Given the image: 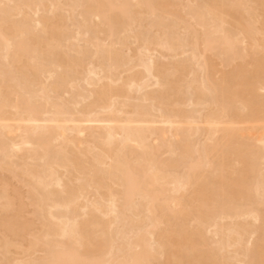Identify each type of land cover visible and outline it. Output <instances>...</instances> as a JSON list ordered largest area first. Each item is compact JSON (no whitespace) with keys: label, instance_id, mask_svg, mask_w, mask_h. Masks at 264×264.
Returning a JSON list of instances; mask_svg holds the SVG:
<instances>
[{"label":"bare ground","instance_id":"1","mask_svg":"<svg viewBox=\"0 0 264 264\" xmlns=\"http://www.w3.org/2000/svg\"><path fill=\"white\" fill-rule=\"evenodd\" d=\"M61 1L0 0V264H264V0Z\"/></svg>","mask_w":264,"mask_h":264},{"label":"rangeland","instance_id":"2","mask_svg":"<svg viewBox=\"0 0 264 264\" xmlns=\"http://www.w3.org/2000/svg\"><path fill=\"white\" fill-rule=\"evenodd\" d=\"M61 2H63V0H62ZM91 20H92V19H91ZM91 20H90V22L88 21L89 26H91V25H90V23L92 22ZM95 20H96V19H95ZM96 22H98V21H96ZM92 23L94 24L95 21L92 22ZM94 25H95V24H94ZM92 26H93V25H92ZM154 31H155V30H154ZM154 31H153V32H154ZM155 32H156V31H155ZM179 33H180V32H179ZM75 35H76V34H75ZM152 35H153V34L150 33L149 36L151 37ZM153 37H156V36H153ZM81 46H82V44H81ZM131 46H133V45H131ZM77 47H78V46H77ZM133 47H134V46H133ZM133 47H132V48H133ZM133 49H134V48H133ZM156 52H157V53H156ZM156 52H155V53L152 52V54H153L152 56H153V57H155V56L157 57L156 61H158V64L160 63L161 65H162V64L164 65L165 62H164V63H162V62H163V61H166V60H164V59L161 58L163 55H161V53L158 54V51H156ZM135 53H136V52H135ZM126 54H127V53H126ZM143 54L145 55L146 52H143ZM143 54H142V55H143ZM156 54H158V55H156ZM159 55H161V57H160ZM156 57H155V58H156ZM158 57H159V59H158ZM163 58H164V57H163ZM179 58H181V57L179 56L178 59H179ZM182 58L185 59L186 57H184V56L182 55ZM153 59H154V58H153ZM171 59H172V60H171ZM171 59L169 58V61L171 60V61L173 62V61L175 60V61L177 62V58H174V59L171 58ZM159 60H160V61H159ZM162 60H163V61H162ZM179 60H180V59H179ZM181 60H182V59H181ZM181 60H180V61H181ZM86 61H87V62H86ZM86 61H85V64H88V59H87ZM161 61H162V62H161ZM167 61H168V59H167ZM167 61H166V63H167ZM182 61H183V60H182ZM169 64H170V63H169ZM171 64H175V62H173V63H171ZM167 65H168V64H167ZM84 67H86V65H84ZM86 68H87V67H86ZM139 69H140V68H139ZM136 70H137V69H136ZM135 72H137V71H135ZM139 74H140V73H139ZM124 75H125V74H124ZM124 75H123V76H124ZM141 75H142V74H141ZM141 75H140V76H141ZM141 77H143V76H141ZM199 78H200V77H199ZM84 86H85V85H84ZM150 89H151V88H150ZM153 89H154V88H153ZM149 91H150V90H149ZM132 94H133V92H132ZM130 95H131V94H130ZM135 95H136V94H134V95H132V96L135 97ZM136 96H137V95H136ZM138 97H140V96H138ZM187 109H188V111H189V110H191L192 108H187ZM1 173H2V172L0 171V178L5 177V175H8L9 177H11L9 174H5V173H4V174H5V175H4V174H1ZM61 173H62V172H61ZM3 175H4V176H3ZM8 176H6V177H8ZM9 177H8V178H9ZM11 179H12V178H11ZM11 179H10V181H11ZM13 182H14V181H13ZM14 183H16V181H15ZM14 183H12V184H14ZM14 185H16L17 187H15ZM14 185H13V186L15 187V189H17L19 184L17 185V183H16V184H14ZM19 187H21V186L19 185ZM22 189H23V188H22ZM22 189H21V190H22ZM19 190H20V189H19ZM21 190H20V191H21ZM23 190H24V189H23ZM24 191H25V190H24ZM22 192H23V191H22ZM26 192H27V191H26ZM23 193H25V192H23ZM95 197H96V196H95ZM97 197H98V195H97ZM28 209H29V211L31 210V208H28ZM27 211H28V210H27ZM29 211H28V213H26V214H30ZM25 212H26V211H25ZM31 212H32V211H31ZM96 213H97V212H95V215H97V216L100 215V214H96ZM81 215H83V214H81ZM29 216H30V215H29ZM97 216H95V217H97ZM27 217H28V216H27ZM82 217H83V216H82ZM98 217L100 218L101 216H98ZM98 217H97V218H98ZM29 218H30V217H29ZM29 218H28V219H29ZM103 218H107L106 220H108V223H109V221H110L109 219H111L112 216H110L109 218H108V217H104V216H102L100 219H101V220H104ZM30 219H31V218H30ZM38 224L40 225V222L38 223V221H37V222L35 221V229L37 228L36 231H39L40 229H38V228H41V225H40V227H38V226H39ZM113 227H114V226H113ZM116 229H117V228H116ZM116 229H115V227H114V230H115V231H116ZM112 230H113V229H112Z\"/></svg>","mask_w":264,"mask_h":264}]
</instances>
